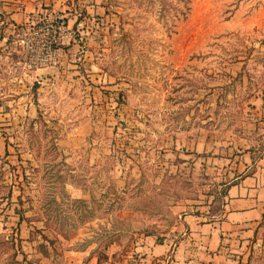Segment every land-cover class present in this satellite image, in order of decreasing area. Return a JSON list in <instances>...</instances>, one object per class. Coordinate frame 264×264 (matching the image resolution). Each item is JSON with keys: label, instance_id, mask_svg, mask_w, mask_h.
I'll return each instance as SVG.
<instances>
[{"label": "rangeland", "instance_id": "rangeland-1", "mask_svg": "<svg viewBox=\"0 0 264 264\" xmlns=\"http://www.w3.org/2000/svg\"><path fill=\"white\" fill-rule=\"evenodd\" d=\"M59 4L36 13L65 21L55 71H35L21 25L1 62L18 88L0 92V264H169L135 241L221 218L261 164L264 0Z\"/></svg>", "mask_w": 264, "mask_h": 264}, {"label": "crops", "instance_id": "crops-1", "mask_svg": "<svg viewBox=\"0 0 264 264\" xmlns=\"http://www.w3.org/2000/svg\"><path fill=\"white\" fill-rule=\"evenodd\" d=\"M60 1L0 0V68L18 32L16 27L21 25L23 29L42 6L60 5ZM38 68L37 73L55 71L53 66ZM16 88L8 78L0 77L2 94ZM256 107L258 124L264 127V94ZM3 138L0 135V152L5 150ZM251 150H244L242 156L247 170L253 160ZM258 153L257 163L261 164L236 176L237 180L227 186L221 218L203 220L199 215L187 214L172 234L165 233L161 238L154 234L142 235L135 243H140L138 248L144 251L145 258L166 257L169 264H261L258 255L264 254V150Z\"/></svg>", "mask_w": 264, "mask_h": 264}, {"label": "built area", "instance_id": "built-area-1", "mask_svg": "<svg viewBox=\"0 0 264 264\" xmlns=\"http://www.w3.org/2000/svg\"><path fill=\"white\" fill-rule=\"evenodd\" d=\"M59 24H46V15L36 14L26 24L22 32L16 37V43L30 54L29 61L36 66L49 65L55 54V47L59 43L57 31L65 27L62 14H57ZM37 16L38 19L37 20Z\"/></svg>", "mask_w": 264, "mask_h": 264}, {"label": "trees", "instance_id": "trees-1", "mask_svg": "<svg viewBox=\"0 0 264 264\" xmlns=\"http://www.w3.org/2000/svg\"><path fill=\"white\" fill-rule=\"evenodd\" d=\"M5 152L7 153V150H6ZM233 182H234V181H233ZM231 183H232V182H231ZM76 201L81 202V201H83V200L77 198ZM105 258H107V254H106L105 252H103V251H99V252L97 253V264H100Z\"/></svg>", "mask_w": 264, "mask_h": 264}]
</instances>
